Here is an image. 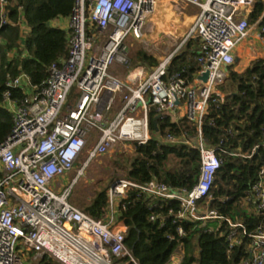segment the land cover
Segmentation results:
<instances>
[{
  "label": "built area",
  "instance_id": "obj_1",
  "mask_svg": "<svg viewBox=\"0 0 264 264\" xmlns=\"http://www.w3.org/2000/svg\"><path fill=\"white\" fill-rule=\"evenodd\" d=\"M12 1L0 0V27L20 25L23 39L29 28L21 14L16 22L10 20ZM262 2L261 14L250 22L255 0H167L180 11L190 5L198 12L179 45L147 68L134 63L130 46L132 41L146 42V34L154 29L158 0H73L62 28L68 56L51 63L42 82L34 84L21 72L9 78L2 91L0 106L11 112L14 125L0 140V264H26L22 244L38 258L47 254L61 264H117L115 259L139 264L126 244L128 227L121 218L132 190L140 197L177 202L168 209L175 223L226 220L230 250L245 236L250 238L249 256L241 264H264V159L243 199L261 218L250 233L243 223L209 206L222 148L208 146L203 134L210 101L224 99L221 86L236 61L238 43L253 30L264 40ZM193 38L201 41L194 58L196 72L190 77L170 72L175 55ZM121 73H126L124 78ZM205 73L206 81L201 78ZM152 110L161 120L187 118L196 125L195 135L168 132L160 139L199 151L200 174L193 186L173 187L158 178L142 183L126 176L106 189L104 217L94 218L73 204V187L91 161L151 140ZM261 131L253 152L264 150V124ZM78 162L77 175L64 185L61 178ZM159 217L152 214L151 219ZM178 233L186 234L182 226Z\"/></svg>",
  "mask_w": 264,
  "mask_h": 264
},
{
  "label": "trees",
  "instance_id": "obj_2",
  "mask_svg": "<svg viewBox=\"0 0 264 264\" xmlns=\"http://www.w3.org/2000/svg\"><path fill=\"white\" fill-rule=\"evenodd\" d=\"M72 7L73 0H14L10 3V20L16 22L21 14L29 30L22 39L20 25L10 23L0 27V101L9 78L26 72L34 84L40 83L48 76L51 63L68 56L67 32L50 22L58 17H68ZM262 10V0H255L250 22H255ZM194 55V51L185 48L175 55L169 71H183L190 77L198 68L191 62ZM139 62L152 66L158 60L139 48L134 53V63ZM233 68L230 66V75L221 86L224 99L210 101L203 121L207 145L222 148L219 151L222 163L212 186L209 206L232 221L243 223L251 233L261 218L243 203V199L258 178L264 159L263 149L253 152L262 140L261 127L264 124V58L253 60L243 72ZM149 117L150 130H156L160 136L152 135L147 144L135 145L127 176L142 183L158 178L173 187L191 188L200 174L199 151L190 145L172 144L160 139L168 132L188 131L195 135L196 125L187 118L178 122L159 119L155 125L154 110ZM13 125L11 112L0 106V140L11 133ZM81 205L94 218L104 217L107 191L97 192L89 203ZM171 206L177 207V202L140 197L134 190L129 193L127 209L121 212V218L128 227L126 244L139 264H168L180 246L183 247V255L179 264H241L249 256V236L230 250L227 239L230 225L226 220H183L175 223L174 217L168 215ZM152 214L159 215V219L153 221ZM161 218L165 219L164 225ZM179 226L183 227L185 235H179ZM115 262L125 264L124 259H115ZM34 264L61 263L45 254Z\"/></svg>",
  "mask_w": 264,
  "mask_h": 264
},
{
  "label": "rangeland",
  "instance_id": "obj_3",
  "mask_svg": "<svg viewBox=\"0 0 264 264\" xmlns=\"http://www.w3.org/2000/svg\"><path fill=\"white\" fill-rule=\"evenodd\" d=\"M153 36H154V33L150 32V33H147L146 35V38H145L146 42L132 41V44L130 46L131 48L130 54L133 59H134L135 51L139 48L146 49L149 53L154 54L159 58L164 57L170 51L175 49L179 45V42L182 41V39L180 40L178 38L177 41L179 42L175 43V45L172 46V41L174 40L172 41L168 40L167 38L164 37V34L159 35L158 39H154ZM245 40L248 41L247 38H245V39H242L238 43L237 45L238 48L246 46L245 43H248V42H246ZM237 55L241 56L242 55L241 51H239ZM244 63L245 62H244V58L242 55L241 61L238 62L236 67H238L239 69L242 67L243 69H247L249 66L245 67ZM236 67L234 65V70ZM126 72H128V69ZM125 74L126 73H121L119 74V76L121 78H124ZM227 88H229V85H227ZM74 90L75 89H73V91ZM73 95H74V92L72 96ZM70 100H71V97H70ZM70 103L71 101L69 102V104ZM158 123H159V116H156L154 118V124L158 125ZM150 131L154 137L159 138L160 135L156 130L154 131L151 129ZM134 152L135 151L133 149L127 152H123V151L120 152V151L113 150L105 154L104 156L91 161L89 166L85 169V175L81 176L78 179L75 186L73 187V192L70 197V201L73 204H76L80 206L81 208H83L81 203L83 202L89 203L94 198L97 192L106 190L113 180L120 178V177H126L127 176V166L131 158L133 157ZM80 167H81V162H78L72 171H70L63 178H61L63 179L64 185H68L71 182V180L77 175V170ZM21 247L23 249V254H25L24 259H25L26 264H34L39 260L36 254H35L36 257L35 255H33L34 252L32 250L27 249L26 246H24L23 244L21 245ZM182 255H183V247L180 246L173 255L175 256L174 260H177V257L181 258ZM114 263L116 262L114 261ZM168 264H170V262Z\"/></svg>",
  "mask_w": 264,
  "mask_h": 264
},
{
  "label": "crops",
  "instance_id": "obj_4",
  "mask_svg": "<svg viewBox=\"0 0 264 264\" xmlns=\"http://www.w3.org/2000/svg\"><path fill=\"white\" fill-rule=\"evenodd\" d=\"M197 12H198V9L195 6L189 5V6L185 7L184 10L180 11V10L176 9L174 4L167 3V0H158L157 11H156L155 15H153V17H152L154 29L152 31H150V32L154 33L153 38L158 39L159 35L164 34V37L167 38L168 40H170V41L174 40V41H172V46H174L175 43L179 42V41H177V39L179 38L181 40L184 37V35L187 33L189 27L192 25V23L194 22V20L196 18ZM67 18L68 17L55 18L50 22V24L54 27L64 28V26L67 23ZM150 32H148V33H150ZM247 40L248 41L245 40L246 42H248V43H245V45H246L245 47H241V48L240 47L238 48V46L236 47V49H235L236 61L233 64V67H234V65L236 67L238 62L241 61L242 55L244 58V62H245L244 66L245 67L249 66L251 64V62L255 59L264 58V40L257 35V30H253L251 32V34L247 37ZM200 46H201V41L196 39V38H193V39L189 40L182 47L180 52L182 50H184L185 48L186 49L190 48L191 51H194L195 55L192 57L191 62H193L195 64L194 58L196 57V54L198 52V49H200ZM22 47H24L23 44H22ZM187 47H189V48H187ZM239 51H241V53H242L241 56L237 55ZM149 54H151V53H149ZM18 55H19V53H18ZM151 55L156 57L157 60L159 61V59H160L159 57H157L154 54H151ZM137 64H143L147 68L154 66V65L149 66V65L141 63V62H139ZM235 70L238 72H243L246 69H243V67L240 69L238 67H236ZM195 72H193V73H195ZM174 258H175V256L172 257L170 264H179L182 257L181 258L177 257V260H174Z\"/></svg>",
  "mask_w": 264,
  "mask_h": 264
},
{
  "label": "water",
  "instance_id": "obj_5",
  "mask_svg": "<svg viewBox=\"0 0 264 264\" xmlns=\"http://www.w3.org/2000/svg\"><path fill=\"white\" fill-rule=\"evenodd\" d=\"M207 76H208V74L205 73V74H203V75L201 76V78H202L204 81H206V80H207Z\"/></svg>",
  "mask_w": 264,
  "mask_h": 264
}]
</instances>
